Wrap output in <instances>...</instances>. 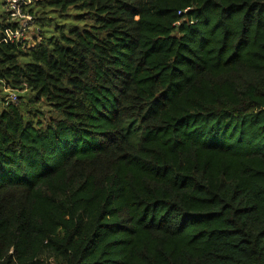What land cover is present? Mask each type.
I'll use <instances>...</instances> for the list:
<instances>
[{
  "label": "trees",
  "instance_id": "1",
  "mask_svg": "<svg viewBox=\"0 0 264 264\" xmlns=\"http://www.w3.org/2000/svg\"><path fill=\"white\" fill-rule=\"evenodd\" d=\"M23 2L81 24L0 13V264H264V0Z\"/></svg>",
  "mask_w": 264,
  "mask_h": 264
},
{
  "label": "rangeland",
  "instance_id": "2",
  "mask_svg": "<svg viewBox=\"0 0 264 264\" xmlns=\"http://www.w3.org/2000/svg\"><path fill=\"white\" fill-rule=\"evenodd\" d=\"M3 3L4 0H0V13L3 11V9L5 10L4 6H2ZM40 13H41V9H39V15ZM75 14L76 13L74 11H70L67 15L64 16H60L59 14L55 15L52 13L49 15V17L54 18V20L42 21V22L38 21L37 23L34 24V26H31V28L28 31L27 44H29V46H34L36 42L42 39L49 38L52 35H58L61 29L63 31H67L72 25L81 24L75 19ZM38 28L40 30H43L44 35H42L41 37L39 35L40 33ZM0 90H1L0 98H5L6 96H8V94L22 95L26 93V92H11L9 89H3L2 87ZM36 106L39 108L40 111L43 112V114L40 116V120L42 121V123L45 124L46 119L52 116L53 113L49 108V106L44 102H41Z\"/></svg>",
  "mask_w": 264,
  "mask_h": 264
},
{
  "label": "built area",
  "instance_id": "3",
  "mask_svg": "<svg viewBox=\"0 0 264 264\" xmlns=\"http://www.w3.org/2000/svg\"><path fill=\"white\" fill-rule=\"evenodd\" d=\"M25 0H4V8L7 12H11L10 14V22L17 24V29L14 31H6V38L9 41H15L19 44H23L24 46H29L27 44L28 41V31L31 26H34L33 19L29 14L21 13L19 6ZM28 1V0H27ZM32 39V38H31ZM7 101L14 103L16 98L14 95H9Z\"/></svg>",
  "mask_w": 264,
  "mask_h": 264
}]
</instances>
